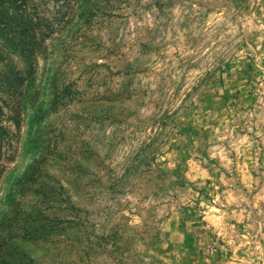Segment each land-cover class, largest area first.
Masks as SVG:
<instances>
[{
  "label": "rangeland",
  "instance_id": "374dc122",
  "mask_svg": "<svg viewBox=\"0 0 264 264\" xmlns=\"http://www.w3.org/2000/svg\"><path fill=\"white\" fill-rule=\"evenodd\" d=\"M30 4L0 264H264V0Z\"/></svg>",
  "mask_w": 264,
  "mask_h": 264
},
{
  "label": "trees",
  "instance_id": "16d2710c",
  "mask_svg": "<svg viewBox=\"0 0 264 264\" xmlns=\"http://www.w3.org/2000/svg\"><path fill=\"white\" fill-rule=\"evenodd\" d=\"M31 1L0 0V43L9 49H20L21 54L26 56H30L32 50L28 9H34L35 5L30 4ZM83 4L85 7L81 10L87 8V12L91 11L92 5L88 1Z\"/></svg>",
  "mask_w": 264,
  "mask_h": 264
}]
</instances>
